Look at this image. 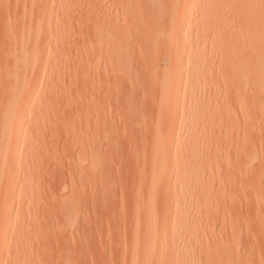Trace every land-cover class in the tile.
<instances>
[{"label": "bare ground", "instance_id": "1", "mask_svg": "<svg viewBox=\"0 0 264 264\" xmlns=\"http://www.w3.org/2000/svg\"><path fill=\"white\" fill-rule=\"evenodd\" d=\"M98 1L101 2L99 12L104 16L99 15L96 24L93 21L92 65L86 62L80 69L84 120L82 124L81 120L79 122L80 138L75 143L79 159L78 188L83 198L96 200L98 157L116 153L121 139L118 136L119 140L115 141L111 137L116 134L112 133L115 130L112 119L111 124L103 120L108 146L106 151H99L102 148H97L96 134L100 124L93 120L94 127L89 117H102V112L110 117L113 103L120 98L123 106L128 104L131 108L126 105L129 110H125L134 113L140 109L144 114L143 107L135 109L134 103L131 105L133 99L139 100V104L144 102L147 109L151 107L149 116L156 121L153 120L148 137L137 148L136 162H140L135 167L129 162L130 171L135 174L134 177L130 172L132 181L136 179L133 189L137 218L132 230L134 241L132 239L131 247L127 246L126 250L131 253L132 264H162L156 256L170 242L169 264H196L195 248L201 243L186 241L185 234L192 228L197 230L199 220L221 205H235L232 206L235 209L238 205L242 209L244 203L252 209L250 203L255 202L258 210L264 206V153L256 152L258 144L264 145V40L254 42L252 39L264 33V0H229V9L221 7V2L228 0ZM52 25L49 18L43 17L40 26L29 34V40L47 35ZM131 30H135L138 37H130L135 34L130 35ZM88 43L91 42L88 40ZM223 45L225 48L229 45L225 52L218 50ZM26 48L24 44L21 46L22 50ZM21 49L8 56L13 69L8 67L12 69L6 76L8 85L0 86L3 87L0 93L4 95V101L0 100V213L11 210L12 204L7 201L13 185L23 180L29 169L18 157L28 127L25 121L30 125L40 120L31 114L41 100L37 98L35 84L38 78H42V82L49 79L45 74L47 65L40 62V56ZM246 49L251 51L245 54ZM57 91L54 86L53 98L60 97ZM95 94L100 104L91 100ZM211 101L220 103L217 112L204 110V105L212 104ZM92 102L94 107L91 108ZM92 112L96 115L91 116ZM143 135L145 137L144 132ZM133 159L129 157L130 161ZM21 187L25 191L22 184ZM75 209L74 205L69 207L70 212ZM246 213L252 218V213ZM255 213L256 218H263L260 210L255 211L254 216ZM3 218L0 216V247L5 245L11 231ZM251 218L252 222L248 220V223L257 224L258 219ZM20 235L17 231L12 239ZM11 247L17 249L16 244Z\"/></svg>", "mask_w": 264, "mask_h": 264}, {"label": "rangeland", "instance_id": "2", "mask_svg": "<svg viewBox=\"0 0 264 264\" xmlns=\"http://www.w3.org/2000/svg\"><path fill=\"white\" fill-rule=\"evenodd\" d=\"M118 1V3H125L124 1L127 0ZM130 1L133 2V0H128L126 3ZM99 2L98 0H0V68L4 71L3 73L0 69V78L2 75L5 76L0 79V86L8 85L9 81L6 76L13 69L12 59H9L8 56L21 49L23 44L24 47H27L25 50L21 49L23 52H33L40 56V62L47 65L45 74L49 77L48 81L44 80L43 82L42 78H38L35 84L37 98L41 97V100L40 105L31 114L39 117L40 120L34 122L40 123L33 122L28 125L25 121V127H28L24 131L18 157L27 163L29 169L25 171L26 177L20 182L15 181L13 185L11 196L7 201L12 204L11 210L0 213V216L4 217L5 226L8 230L11 229L5 245L0 247V264H132L131 253L126 249L133 243L135 232L132 230H135L134 221L137 215L134 212L136 200L135 189H133L136 179H133L134 183L132 178L135 174L133 175L130 170L138 162H136L138 157L135 156L137 148L148 137L152 123L156 121V118L149 116L152 112L151 107L147 109V105L144 106L145 103L142 100L140 103L143 104H139V100L136 102L137 99H133L134 102H131V105L134 103L135 109L143 107L144 114L140 109L134 113L128 112L130 106L124 104V107L123 99L120 98L118 100L120 103H118L114 97L119 106H116L117 103L113 99L112 103L114 101L115 103H113L112 107L114 108L111 109L110 117H108L109 115L106 117L105 112H102L103 104L102 107L99 106L102 108V111H99V113L102 112V117L93 115L92 112L91 116L96 115L98 118L89 117V115L88 120L94 127H96L95 124H100L98 132L96 131L97 148H102L99 151H106L108 146L106 134L103 132L105 127L102 125L106 119L108 122L112 119V127H115L113 130L115 129L117 132L112 131L113 134H116H114V138L111 137L115 141L118 136L121 138L118 145L120 148L118 147L116 153L108 156L102 154L98 157L99 178L96 184V194L98 191L95 196H98L96 200L95 198L94 201L88 200L90 198H83L77 181L79 159L75 143L80 138L79 127L84 120L83 96L79 90L80 72H82L80 69L83 68L81 65H87L86 62L89 65L92 60L91 55L94 51L93 47H95H90L91 44H95L93 28L97 19L104 16V13L100 14L101 12H99L101 3ZM223 2H221V7L222 5L228 9L231 7L229 0ZM113 9L116 14V8L113 7ZM119 9L121 12V7ZM119 11L117 8L118 15H121L122 13L119 14ZM43 17L49 18L53 22L51 31L40 39L29 40V34L40 26ZM135 30L137 31V29ZM135 30H131L130 35L139 32ZM83 34L84 36L81 37ZM135 34L129 36L134 39L138 35ZM87 39L91 43H88ZM252 39L254 42L264 40V33L256 34ZM223 47L220 46L218 50L222 49L221 52H225L229 49V45L226 48L225 45ZM250 51L251 49H246L244 52L247 54ZM87 55L88 58H86ZM84 60L85 62H83ZM91 65L88 67L91 68ZM8 67L12 69L9 70ZM61 68L64 72L61 71ZM90 68L89 70L92 72V68ZM54 86L58 89L60 97L53 98L51 95ZM3 87L0 88V92H3ZM91 94L89 93V95ZM96 95L91 97L95 104L98 100V95ZM3 96V93H0L1 101H4ZM149 97H152L151 93L148 95ZM147 99L145 102L149 101ZM91 100L89 99V101ZM211 103L205 104V109H203L212 113L217 112L220 103L214 101ZM89 105L92 108L94 104L92 102ZM126 108L127 110H125ZM148 110L151 112L149 111V113ZM122 119H125L124 122ZM140 119L145 120L141 121ZM93 120H96L95 124ZM146 121L150 124L148 125ZM144 125H146L145 128H143ZM128 126L135 127V132ZM143 132L145 137L141 136ZM124 138H127V142ZM133 146L136 147L132 148ZM129 149L132 150L131 154H129ZM256 152L257 154L264 153V145L258 144ZM130 155L134 156V159ZM129 157L133 161H130ZM21 184L26 188L25 191ZM21 194H24L25 197H22ZM120 196L122 199H119ZM72 205L76 209L70 212L69 207ZM228 205H221L213 209L206 218L198 221L197 230L192 228L185 234L187 235L186 241L201 243V246L197 245L195 248L196 264H264V206L262 208L261 205L259 208L260 213L263 214L261 216L259 213L260 217H263L260 219L256 218V213L254 216V212L259 211L255 202L250 203L252 209L248 207L249 205L244 206V203L242 209L238 205H236L237 209L232 207L235 205L231 204L232 206L229 205V207ZM244 207H247V210ZM253 209H255L254 212ZM246 211L252 213V218H255L253 221L258 219L260 224L258 225V222L257 224L251 223V214L248 215ZM248 220L251 221L249 222L251 225ZM17 231L21 232V235L13 240ZM12 244H16L17 249L12 248ZM171 244L167 242L166 249L156 256L158 262L159 260L163 261L162 264L171 262L168 259L172 250ZM135 264H141V262ZM150 264H155V262Z\"/></svg>", "mask_w": 264, "mask_h": 264}]
</instances>
